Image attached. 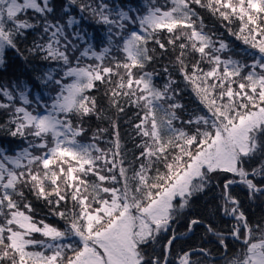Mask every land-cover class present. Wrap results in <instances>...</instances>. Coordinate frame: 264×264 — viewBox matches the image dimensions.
I'll list each match as a JSON object with an SVG mask.
<instances>
[{
  "label": "snow or ice",
  "instance_id": "6c2138e0",
  "mask_svg": "<svg viewBox=\"0 0 264 264\" xmlns=\"http://www.w3.org/2000/svg\"><path fill=\"white\" fill-rule=\"evenodd\" d=\"M167 2L171 7L148 0L143 11L110 8L103 0L95 7L80 4L82 12L89 11L108 26L107 46L96 51L89 44L81 51L77 42L85 37L76 32L69 39L66 32L78 21L55 18L53 0H0V65L5 51H19L17 39L36 28H42L47 40L31 51L44 52L42 59L58 65L36 78L54 95L32 97L23 82L0 86V97L8 101L0 102V109H11L10 134L32 138L14 155L0 148V264H168L177 238L173 223L214 181L222 189L224 215L236 222L231 236L241 243L227 264H264V225H250L231 192L234 185H242L250 198L264 196V0ZM76 3L68 0L64 14ZM193 4L229 24L239 22L233 34L248 46L242 52L251 63L233 58L229 45L220 41L217 47L211 36L197 29ZM30 10L34 22L25 18ZM161 33L168 34L167 43ZM149 44L164 51L168 45L173 51L179 47L175 65L206 109L204 114L187 120L177 115L184 106L176 99V81L169 78L158 87L153 73L144 71L156 51ZM190 53L200 57L191 70L186 63ZM84 58L94 62L82 64ZM202 62L209 70L200 66ZM113 77L115 87L106 93L112 104L123 111L119 98L126 97L143 112L135 125L146 138L137 145L138 166L126 163L118 131L108 149L82 140L87 131L83 119L96 112V99L89 93L98 83L112 84ZM99 139L94 133L92 141ZM26 193L50 206L65 222L63 230L36 220ZM69 200L73 207L60 210ZM200 223L191 219L188 231ZM169 230L173 234L163 257L149 255L147 246ZM207 230L227 249L222 233L210 225ZM196 251L184 252L178 264H201L192 259ZM198 251L208 255L206 249Z\"/></svg>",
  "mask_w": 264,
  "mask_h": 264
},
{
  "label": "trees",
  "instance_id": "16d2710c",
  "mask_svg": "<svg viewBox=\"0 0 264 264\" xmlns=\"http://www.w3.org/2000/svg\"><path fill=\"white\" fill-rule=\"evenodd\" d=\"M101 0H77L75 5H70L67 15L64 14L63 6L68 4V0H53V4L56 8L54 17L60 19L62 23L66 22L69 16L73 17L78 23L74 24L71 28H66V32L69 35V39H73V34L79 32L85 37L84 42H77L80 44V50L89 44L96 50L100 51L108 44V26L98 23L89 11H81L80 4H91L95 7ZM156 6H164L167 0H154ZM103 3L112 7H122L125 11L128 8H138L143 11L148 0H103ZM192 8L197 13V16L193 17L195 26L197 29H202L208 33L216 46H219V42L223 41L232 50L230 53L232 56L241 59L244 62L251 63V57L243 54L242 50L248 46L244 45L241 40H238L233 34L239 29V22L233 21L229 24L227 21H223L219 16L213 15L207 8L200 7V5L193 4ZM168 7V5H167ZM25 18H32L35 21V14L29 11ZM53 17H50L52 19ZM43 37V39L41 38ZM160 38L167 43L168 34L161 33ZM47 40V36L43 33L42 28L30 29L26 31L24 36L17 39V48L8 49L4 53V63L0 65V86L11 88L14 83H26L32 90V97L37 94H53L52 88H45L39 84L37 77L42 76L50 69L57 68L58 65L54 61H48L42 59L45 55L44 52H33L34 45L39 43L43 44ZM183 42L177 41V45ZM150 48H155L156 51L152 53L153 60L146 65L144 71L153 73L154 80L160 87L166 83L169 78L176 81L173 88L179 91V95L176 97L177 101L184 107L183 109H177V115L181 120L189 119L192 114H204L206 109L199 102L198 97L195 95L192 86L188 84L183 76L179 73L177 66L175 65V58L179 54L180 49L177 46L175 51L171 45L167 46V51L159 49L154 44H149ZM75 55H79L77 52ZM223 57H227L229 53H221ZM198 53H190L186 57V63L191 65L199 60ZM94 61L84 58L82 64L93 63ZM108 63V61H106ZM205 71L209 70L210 65L207 62H202L200 65ZM168 71L165 72L164 69ZM139 74V71H137ZM116 77L112 78V84H99L98 87L92 90L89 95L96 99V112L91 116L83 119V127L87 130L83 141L96 142L102 149H108L111 147V141L115 139V133L119 132V139L121 144V151L126 153V163L135 164V157L139 154L140 149L137 147L142 143L143 139L135 128V125L140 122L143 115L142 109L137 108L134 104L130 103L128 98L120 97L119 104L123 108V111H119L116 106L112 104L109 93L110 89L115 87ZM235 86V85H234ZM30 97V98H32ZM0 102L8 103L6 97H0ZM17 106L19 102L17 101ZM11 109H0V148L5 149L7 154L14 155L22 148L29 146L31 137L27 139L21 137H13L10 132L14 129V125L8 123L9 113ZM179 124L180 122L177 121ZM115 125V127L113 126ZM186 130L192 129L188 126H184ZM103 130V131H99ZM94 133H98L100 139L98 141H92ZM253 167L256 165L253 164ZM131 174V172H129ZM89 180H94V177L89 176ZM217 182L205 190L204 193L194 197L191 206L186 209L179 219L172 225V229L175 230V234L180 236L175 239L170 249V258L168 264H177L176 260L184 252H193L192 259L201 262V264H227V261L231 259L241 248V243L235 240L231 236V230L235 220L230 216H226L221 208L222 189L216 186ZM119 187V185H117ZM232 195H234L241 205V210L245 213L250 225L261 224L264 225V196H257L250 198L248 191L242 185H234L231 189ZM28 199L31 201L35 212L33 215L36 220H44L46 223L52 224L61 230L65 226V222L58 216L52 214L53 210L44 201L37 200L31 193H26ZM73 207L72 202L69 200L67 204L62 203L60 210L67 211ZM191 219H199L201 223L193 227L192 231H188V224ZM211 226L215 232L222 233L225 238V249L220 244V238L209 232L208 226ZM172 230L167 234H161L155 245H151L147 250L149 255H159L163 257L164 246L167 244V240L172 236ZM36 239L42 237L40 234H35ZM155 249V252H153ZM199 249H206L208 255L200 253ZM41 250V249H35Z\"/></svg>",
  "mask_w": 264,
  "mask_h": 264
},
{
  "label": "rangeland",
  "instance_id": "374dc122",
  "mask_svg": "<svg viewBox=\"0 0 264 264\" xmlns=\"http://www.w3.org/2000/svg\"><path fill=\"white\" fill-rule=\"evenodd\" d=\"M164 1H166V0H164ZM167 3V5H168V7H171V4H170V2H166ZM164 5H165V3H164ZM204 32V31H203ZM206 33V32H205ZM206 34H208V33H206ZM209 35V34H208ZM210 36V35H209ZM233 58H235V59H238L237 57H234L233 56ZM145 70V69H144ZM134 71H138V70H134ZM153 80H154V76H153ZM154 83L156 84V82H155V80H154ZM157 85V84H156ZM158 87H160L159 85H157ZM176 123V126L177 127H181V124H179L178 122H175ZM84 142H88V141H84ZM170 231V230H169ZM167 233H169V232H167ZM167 233H162V234H167ZM38 235V234H37ZM35 238H36V236H35ZM38 239H44L43 237H39ZM150 246L151 245H149V246H147V248H146V251L148 250V249H150ZM169 258H170V256H169Z\"/></svg>",
  "mask_w": 264,
  "mask_h": 264
},
{
  "label": "bare ground",
  "instance_id": "6f19581e",
  "mask_svg": "<svg viewBox=\"0 0 264 264\" xmlns=\"http://www.w3.org/2000/svg\"><path fill=\"white\" fill-rule=\"evenodd\" d=\"M179 236H180L179 234L176 235V237H179ZM176 261H177L176 263L178 264V260H176Z\"/></svg>",
  "mask_w": 264,
  "mask_h": 264
}]
</instances>
